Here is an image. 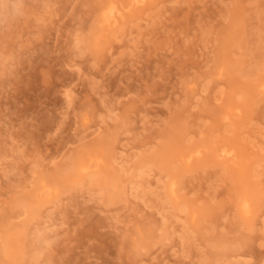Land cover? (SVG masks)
Here are the masks:
<instances>
[{
	"label": "rangeland",
	"instance_id": "374dc122",
	"mask_svg": "<svg viewBox=\"0 0 264 264\" xmlns=\"http://www.w3.org/2000/svg\"><path fill=\"white\" fill-rule=\"evenodd\" d=\"M132 1L0 0V264H264V0Z\"/></svg>",
	"mask_w": 264,
	"mask_h": 264
},
{
	"label": "bare ground",
	"instance_id": "6f19581e",
	"mask_svg": "<svg viewBox=\"0 0 264 264\" xmlns=\"http://www.w3.org/2000/svg\"><path fill=\"white\" fill-rule=\"evenodd\" d=\"M146 0H133L132 1V5L133 4H143L145 3ZM121 13V7H119L117 4L112 3L110 6H108L104 11H103V15H102V22L104 21V23H108L111 22L113 20L117 19V16ZM223 73L220 72L219 73V77L222 76ZM258 89L260 92L264 93V79L261 80L258 84ZM240 112V109H229L224 113V123L225 124H231L233 122L232 120V116L233 114H235V112ZM204 154V151L202 150V147H197L193 150H191L190 152H188L183 158H184V162L187 164H191L194 160H196L197 158H201V156ZM219 158L224 159L227 163H236V159L238 158L235 155V149L233 147H229V148H223L220 151V155ZM102 165V159L99 157H91L88 160H83L80 161L77 164V174L76 177L80 178L83 177L85 175H89V172L92 168H94L95 170H98L100 168V166ZM169 193L170 195L173 197V199H175V201L177 202L179 200V196L176 192V183L172 182L170 189H169ZM57 194V190H55V188L45 182L42 183L41 188L38 190V197L39 198H46L48 199L49 202H51L54 198V196ZM242 210V214L246 217H251V215H253L254 213V209L253 206L251 205L248 197H244L242 199V202L240 204L239 207ZM197 214L194 213L192 215L191 219H196ZM193 220V221H194ZM12 246L10 244H6L4 245V250L5 252H9L12 253ZM10 255V254H9Z\"/></svg>",
	"mask_w": 264,
	"mask_h": 264
}]
</instances>
